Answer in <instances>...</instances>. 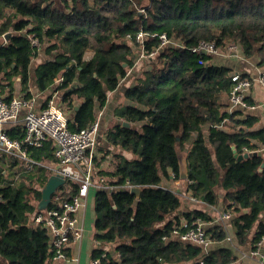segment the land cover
I'll list each match as a JSON object with an SVG mask.
<instances>
[{
    "label": "trees",
    "instance_id": "trees-1",
    "mask_svg": "<svg viewBox=\"0 0 264 264\" xmlns=\"http://www.w3.org/2000/svg\"><path fill=\"white\" fill-rule=\"evenodd\" d=\"M139 31L149 35L147 53L158 45L152 34L166 33L183 47L165 46L135 70L139 76L123 92L128 104L114 111L121 122L106 132L108 148L117 150L115 162L102 169L104 157L91 158L93 179L117 187L129 182L141 194L137 199L128 191H95L98 245L90 260L104 255L101 264H242L227 243L205 251L173 238L182 222L211 218L193 204L182 209L181 196L160 184L170 181L171 173L180 181L183 158L187 192L232 213L238 249L246 252L264 236L263 157H234V151L263 150L264 127L257 128L252 111H222L233 88L232 70L211 63L210 57L199 65L189 50L200 41L219 48L233 43L245 59L264 67V0H0V93L10 100L16 79L24 99L31 97L30 89L39 93L54 87L57 106L71 115L68 128L82 130L129 73L138 45L125 37ZM29 34L39 41L38 50ZM6 133L16 141L24 136L21 126ZM53 151L50 141L27 148L30 159L46 165L55 163ZM49 178L42 167L26 172L22 163L0 156V264H61L48 261L47 230L24 225L57 208L56 194L66 200L78 193L77 185L66 182L44 200ZM206 233L213 243L227 237L219 223Z\"/></svg>",
    "mask_w": 264,
    "mask_h": 264
},
{
    "label": "built area",
    "instance_id": "built-area-1",
    "mask_svg": "<svg viewBox=\"0 0 264 264\" xmlns=\"http://www.w3.org/2000/svg\"><path fill=\"white\" fill-rule=\"evenodd\" d=\"M139 12L143 13V10ZM148 36L144 32L139 31L135 35H127L125 37L126 41L136 43L139 48L129 72L135 70L139 62L143 63V61L153 58L156 52L165 46L172 45L180 47V49L183 47L175 40L170 39L166 33L152 34L150 37L157 38L158 45L151 48L150 52L147 53L145 47ZM27 37L31 46L38 50L39 41L36 37L30 34ZM189 50L190 53L197 57L199 65H204L209 61L205 60V57H240L238 47L233 43L219 48L214 42L200 41ZM230 79L233 83V88L226 98L228 109L230 111L240 109L244 112L256 109L258 106L249 103L248 97L254 84L264 90V67L258 70L255 79L242 77V74L238 72L231 73ZM58 82H60V79H57ZM23 110H25L22 124L24 136L21 141L12 140L8 137L5 126L15 122ZM67 122L68 118L57 106L54 97L49 98L44 108L36 110L34 97L24 99L22 95H19L6 100L5 95L0 93V156L11 157L22 163L26 172L32 171L34 167H42L50 173V176L60 175L64 181L63 185L66 182H72L78 186V193L69 199H63L60 193L53 197V202L57 204V208L38 213L24 223L29 230L34 229L37 225H42L47 230L51 240V251L48 261L52 263L68 262L69 247L82 239L84 229L80 222V212L86 207L90 192L95 193L97 190H106L108 192L125 190L129 192L132 187H139L133 186L129 182L119 187L110 186L105 183L103 178L96 182V179L92 177L91 171L92 156L89 155L87 157L86 153L96 144L99 121L95 117L92 123L79 131H71ZM47 141L52 142L55 163L46 165L28 157V147L41 148ZM170 177L179 185V181L174 179L172 173ZM160 187L173 191L161 184ZM178 195L183 197L184 193ZM185 198L187 197L185 196ZM190 198L193 203H196L192 196ZM218 216L219 222L231 219V214L228 212L221 213ZM172 237L181 242L198 245L205 251L212 244L210 235L206 233L205 222L201 218H196L190 223L182 222L180 227L173 231ZM224 242L230 244V238L226 237ZM94 245H98V242H95ZM263 245L264 236L256 242L254 248L243 254V257L250 259L249 264H264ZM102 256L104 255L90 260L88 264H101Z\"/></svg>",
    "mask_w": 264,
    "mask_h": 264
},
{
    "label": "crops",
    "instance_id": "crops-1",
    "mask_svg": "<svg viewBox=\"0 0 264 264\" xmlns=\"http://www.w3.org/2000/svg\"><path fill=\"white\" fill-rule=\"evenodd\" d=\"M240 54V53H239ZM211 59L209 60L211 63H214L216 65H220V66H225L229 69L232 70L233 72H238L240 74H245L249 77H251L252 79H255L257 77L258 74V70L261 68L258 64L257 61L254 59H245L241 54L239 58H235V57H229V56H212L210 57ZM44 59V58H43ZM34 63L31 66V71L34 68ZM135 70H138V68H136ZM135 70H133V72H130L129 74H127V76L123 79L120 80L119 85L117 86V88L114 91H111L108 95H107V101L104 105V107L102 109H97L96 113H95V117L98 119L99 121V132L97 135V139H96V144L94 146V150H90L89 151V155L92 157H96L97 160H101L102 157L103 158V165H101L102 169H107L110 166L111 162H115L114 158L112 159V156L114 157V154L117 150L113 149H109L108 148V143L106 140V132L108 129H110L112 126L117 125L119 121L115 116H114V111L120 107L121 105H125L128 104L127 101L124 100L123 98V92L124 90L132 85L134 83V79H135V75L139 72H135ZM139 75H137L136 77H138ZM57 84V83H56ZM52 87L51 89L45 91V92H35V90L30 89L31 91V97H34L35 99V109L40 110L42 108V105L44 104V102L46 100H48L49 98L54 97V101L56 99V95L57 93H53ZM52 94V95H51ZM21 96V91H20V85H19V80L16 79L15 80V88H14V96ZM226 106H223L222 111L224 112H230V110L228 109V102L227 99H224ZM248 101L251 104H255L256 106H258L256 109H254L252 112H250L252 114V116L256 117L257 119V128H262L264 127V90L261 89L260 86H258L257 84H254V86L252 87L250 93H249V97H248ZM48 102V101H47ZM56 104H59V101L56 102ZM25 114V110H23L21 112V114L19 115V118L15 121L12 122L10 124H7L5 126V129H11L15 126H21L23 124V117ZM68 115L66 117H68L69 119H71V115L69 113H65V115ZM108 149V150H107ZM105 150V151H104ZM104 153H106V155H104ZM121 154V152H120ZM88 157V156H87ZM169 180H162L161 185L164 187H168L171 190H173L174 185H177L176 182H174L171 177L169 176ZM96 182H98V179L95 180ZM185 196L187 198H185ZM92 197L94 199V192H90L89 193V197L88 199ZM191 194L189 192H187L186 194H184L183 197L184 200H189L190 202H183L182 203V209H188L193 207L191 204H197L195 205L196 208L204 211L206 214H208V216H210L211 220L207 223H205V228L208 229L210 227H213L217 224V221H215L216 219H214V217L216 216V212L214 210H217L218 207L216 208H212L208 205H205L203 203H200L199 201L196 200V203L191 201ZM187 200V201H188ZM87 204H88V200L86 202V207L80 212V222L83 226L84 232H83V236L82 239L74 244H72L69 247V261L65 262V263H61V264H81V259H85L86 257L89 259L90 261V255L91 252L94 249V228L92 227V229H89L87 227V224L89 222V219L87 218V215L85 213L86 208H87ZM232 217V216H231ZM219 219V216H218ZM225 223V226H223V229L227 235L228 238H230V244L229 246L233 248V250L235 251V254L237 255V261L236 263H242V264H249L250 259L243 257V254L246 253L245 251H241L240 249H238L235 245V240H234V231L232 228V225L230 224V220L228 221H223ZM221 222V223H223ZM93 225H94V221H93ZM87 233H90V238L86 236ZM92 237V238H91ZM224 243L226 242H220V243H213L207 247V250H212L215 247H218V245H224ZM228 245V243H227Z\"/></svg>",
    "mask_w": 264,
    "mask_h": 264
},
{
    "label": "water",
    "instance_id": "water-1",
    "mask_svg": "<svg viewBox=\"0 0 264 264\" xmlns=\"http://www.w3.org/2000/svg\"><path fill=\"white\" fill-rule=\"evenodd\" d=\"M139 14H142V13L139 12ZM76 81H77V79H75V82ZM123 125L128 126L129 124L123 123ZM251 156L263 157V161H264V149L257 151L256 153H253V154H236V152L234 151V157L237 159V161H241L242 159H246V158L251 157ZM263 164H262V166H263ZM178 175H179L180 180H182V181L187 180L188 170H187V166H186V163H185L183 158H180L179 162H178ZM63 184H64V181L60 175L50 176V178L48 179L46 186L43 190V199L48 200L59 187L63 186ZM116 191L117 192H125V190H116ZM129 193L138 199L140 194H141V188L140 187H132L129 190Z\"/></svg>",
    "mask_w": 264,
    "mask_h": 264
},
{
    "label": "rangeland",
    "instance_id": "rangeland-1",
    "mask_svg": "<svg viewBox=\"0 0 264 264\" xmlns=\"http://www.w3.org/2000/svg\"><path fill=\"white\" fill-rule=\"evenodd\" d=\"M128 43L131 44V45L134 44V43H131V42H128ZM136 50L139 52L138 46H136ZM144 62H146V61H143V63L142 62H139V65L136 68H138V67L139 68L141 67L140 69L144 68L146 66ZM131 72H133V70ZM92 150H94V147L91 149V151ZM113 158L114 157L112 156V159ZM101 165H103V163H101ZM187 185L188 184L186 182L180 180L179 181V185H174L173 191L175 193H177V194H181V193H184L185 194V193H187V189H186L187 188ZM187 200H184V198H182V202H190L189 200L188 201ZM193 205H197V204H193ZM214 211L216 212V216L214 217V219H216L215 221L218 220V215H220L221 213L226 212L222 205H219L218 209L217 210H214ZM85 213L87 215V218L89 219V222L87 224V227L89 229H92V227H93V221H94V218H95L94 211H93V198L92 197H90L88 199V204H87V208H86ZM217 223L222 224L223 226H225V223H221L219 221H217ZM230 224H231V222H230ZM86 236L90 238V233H87ZM88 263H89V259L87 257L85 259H81V264H88Z\"/></svg>",
    "mask_w": 264,
    "mask_h": 264
}]
</instances>
